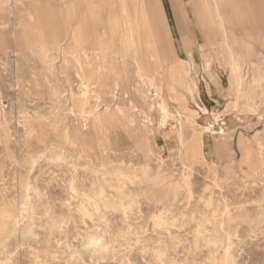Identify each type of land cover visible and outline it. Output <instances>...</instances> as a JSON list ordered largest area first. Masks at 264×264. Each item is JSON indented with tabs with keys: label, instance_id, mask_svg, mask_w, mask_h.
I'll return each instance as SVG.
<instances>
[{
	"label": "rangeland",
	"instance_id": "obj_1",
	"mask_svg": "<svg viewBox=\"0 0 264 264\" xmlns=\"http://www.w3.org/2000/svg\"><path fill=\"white\" fill-rule=\"evenodd\" d=\"M40 1L0 0V264H264V0H94L103 56Z\"/></svg>",
	"mask_w": 264,
	"mask_h": 264
},
{
	"label": "bare ground",
	"instance_id": "obj_2",
	"mask_svg": "<svg viewBox=\"0 0 264 264\" xmlns=\"http://www.w3.org/2000/svg\"><path fill=\"white\" fill-rule=\"evenodd\" d=\"M36 4V8H37V12L39 13V10H41V1L40 0H33ZM80 1V0H77ZM86 2L88 3L86 6H77V10L79 11L78 13V20L70 24V27H72V30H65L63 23L61 22V20H59V15H56V22H55V26L57 28V30L55 29L54 32H50L48 31V29L46 28L45 30H41L40 32H42L45 36V39L47 41V43H49L50 45H54L56 47H61L63 46V44L68 40L69 36H71V38L73 39V41L77 44V45H87V49L86 50H92V51H99L102 56L105 55L104 54V50H105V36H106V26L103 25V19L101 16V11H97V10H93L92 4L94 2V0H86ZM92 3V4H91ZM47 4H50L52 7V10L54 11V13H56V8L55 5L52 4L50 2V0H45V3L43 5V12H44V8L45 6H48ZM97 4V3H96ZM95 5V4H94ZM122 10H125V8H122ZM40 16V13H39ZM15 17V16H14ZM53 18V17H51ZM41 19V18H40ZM101 20V24L103 25V29H97L99 26L97 25V23ZM109 21V20H107ZM42 20H41V24H42ZM39 23V22H38ZM40 24V23H39ZM122 28V27H121ZM41 29V28H40ZM51 29V28H50ZM123 30V29H122ZM52 31V30H51ZM107 31V30H106ZM127 33V32H126ZM133 33V32H132ZM1 34V33H0ZM129 34V33H128ZM226 34V33H225ZM136 35V33L134 34ZM43 36V35H42ZM121 36V35H120ZM132 36V35H131ZM39 38V37H38ZM135 38V37H134ZM130 39V37H129ZM135 40V39H134ZM133 40V41H134ZM224 40V39H223ZM129 41V40H128ZM39 43V42H38ZM45 46V45H44ZM138 46V45H137ZM134 48V47H133ZM13 50V49H12ZM140 50V48H139ZM73 51V50H72ZM71 51V52H72ZM91 51V52H92ZM15 52V51H14ZM24 52V51H23ZM28 52V51H27ZM90 52V51H89ZM133 52V51H132ZM22 54V53H21ZM134 55V53H133ZM114 56V55H113ZM113 59H115L113 57ZM132 59V58H131ZM130 60V59H129ZM136 61V60H135ZM117 62V61H116ZM115 62V63H116ZM115 66V65H114ZM137 71L139 72V66H137ZM116 70V69H115ZM120 72V71H119ZM140 75V74H139ZM121 76V75H120ZM123 81V80H122ZM193 87V86H192ZM196 87V86H194ZM86 95V91L84 92ZM157 93V92H156ZM98 98V97H97ZM103 104V103H102ZM157 106V105H156ZM162 106V105H161ZM154 107V106H153ZM152 107V108H153ZM155 108V107H154ZM153 108V110H154ZM163 108V107H162ZM164 112H165V116L168 117L169 115V111L166 110L164 108ZM213 114V113H212ZM99 116V114H98ZM215 116V115H214ZM100 117V116H99ZM216 117V116H215ZM215 119V118H214ZM217 119V117H216ZM186 120V118H185ZM63 121V120H62ZM61 121V122H62ZM85 120H82L80 123H83ZM165 121V120H164ZM150 124V123H149ZM211 124V123H210ZM222 124V123H221ZM204 130L208 129L209 126H203L202 127ZM221 129V128H220ZM140 131V130H139ZM79 135L77 136L78 138H82V139H86L84 138V136H80L81 133H83L82 131L78 130ZM224 133V131H223ZM99 140V139H98ZM187 143V142H186ZM198 143L200 144V150L204 149V138L202 137V135L199 138ZM77 149V148H76ZM204 157V156H203Z\"/></svg>",
	"mask_w": 264,
	"mask_h": 264
}]
</instances>
